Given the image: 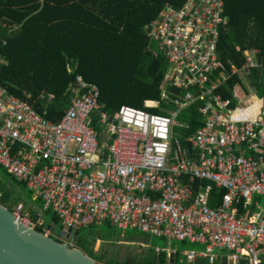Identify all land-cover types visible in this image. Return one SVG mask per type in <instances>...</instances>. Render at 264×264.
<instances>
[{
  "label": "built area",
  "instance_id": "obj_1",
  "mask_svg": "<svg viewBox=\"0 0 264 264\" xmlns=\"http://www.w3.org/2000/svg\"><path fill=\"white\" fill-rule=\"evenodd\" d=\"M224 24L222 0H186L178 8L167 3L144 27L154 54L169 64L160 100L144 105H173L166 114L125 105L109 114L99 85L77 74L69 106L53 122L0 86V167L42 206L35 220L21 207L14 217L36 228L50 211L73 230L109 221L204 247L184 251L182 262L211 264L225 252L229 264H263L264 96L256 107V100L232 90L231 107L219 91L235 75L259 67L260 51L243 50L240 66H225L217 49ZM194 103L201 126L185 145L175 127L188 124L177 116ZM213 188L224 193L211 207ZM45 233L53 235L51 228Z\"/></svg>",
  "mask_w": 264,
  "mask_h": 264
},
{
  "label": "trees",
  "instance_id": "obj_2",
  "mask_svg": "<svg viewBox=\"0 0 264 264\" xmlns=\"http://www.w3.org/2000/svg\"><path fill=\"white\" fill-rule=\"evenodd\" d=\"M186 0H0V86L7 92L25 98L41 112L46 105V117L61 121L70 102V90L75 75L81 73L86 80L100 87V102L104 110L113 114L121 106H131L155 114H166L163 109L173 108L162 102L160 107H147L146 100H160L161 84L169 67L164 56L148 51L149 38L144 26L158 18L169 3L175 8ZM225 24L220 27L217 49L222 63L228 68L240 66L242 51L258 49L261 65L250 70L251 83L260 96L264 95V0H222ZM19 26L8 34L3 25ZM2 40L5 43H2ZM237 47L241 51H237ZM75 73L67 65L75 66ZM241 82L238 75L219 88L223 98L236 105L232 89ZM55 94L52 101L40 99L39 93ZM24 91L30 96L25 97ZM168 106V107H167ZM198 103L182 110L177 121L188 127L176 126L181 131L183 143L201 126ZM0 179V203L13 211V206L33 201L25 185L7 173ZM224 189L213 188L210 206L218 204ZM30 218L34 211L27 208ZM48 212V211H47ZM55 223L61 221L52 214ZM109 227H114L109 221ZM47 225L36 227L45 232ZM131 229H126V231ZM121 228L117 234L121 235ZM141 233V232H140ZM183 243H188L183 241ZM75 246L99 260L92 248L79 234ZM181 254H175V264ZM101 264H169L168 255L160 251L152 257L137 262L112 261ZM195 264H208L197 259ZM264 264V262H263Z\"/></svg>",
  "mask_w": 264,
  "mask_h": 264
},
{
  "label": "water",
  "instance_id": "obj_3",
  "mask_svg": "<svg viewBox=\"0 0 264 264\" xmlns=\"http://www.w3.org/2000/svg\"><path fill=\"white\" fill-rule=\"evenodd\" d=\"M79 229L62 225L56 236L23 224L0 203V264H101L76 243ZM175 264V255H169Z\"/></svg>",
  "mask_w": 264,
  "mask_h": 264
},
{
  "label": "rangeland",
  "instance_id": "obj_4",
  "mask_svg": "<svg viewBox=\"0 0 264 264\" xmlns=\"http://www.w3.org/2000/svg\"><path fill=\"white\" fill-rule=\"evenodd\" d=\"M151 49L155 51L156 45L152 44ZM245 82V84L249 86L247 79ZM237 91L241 94L239 87ZM179 134H181V131L175 129L176 138H178ZM0 173L4 175L2 168H0ZM17 207H21L22 213H29L26 202L25 204L21 203L14 205L13 209ZM49 215L51 216L50 211L46 213V216L44 213V218H42L43 221L46 217V220H49ZM61 227L59 223H55V225L52 226L53 236L59 234ZM117 228V226L109 227L104 223L98 225L91 224L81 227L79 229V234L87 239L93 254L99 255L100 258L98 261L102 263L112 262L114 260L124 263H133L146 257H152L158 250L166 251V249L170 248L171 250L182 253L192 248L188 243H183L181 241H172L169 243L164 238L140 233L135 230L122 231V234L119 235L116 233Z\"/></svg>",
  "mask_w": 264,
  "mask_h": 264
},
{
  "label": "crops",
  "instance_id": "obj_5",
  "mask_svg": "<svg viewBox=\"0 0 264 264\" xmlns=\"http://www.w3.org/2000/svg\"><path fill=\"white\" fill-rule=\"evenodd\" d=\"M3 27H5L6 29H7V33L8 34H10V33H12V32H14L15 30H17L18 28H19V26H16V25H3ZM144 27H146V26H144ZM2 43L4 44L5 43V41L4 40H2ZM153 43L149 40V47L147 48V50L148 51H150V52H152L153 54H154V51L151 49V45H152ZM157 56V55H156ZM2 63H5V61L0 57V64H2ZM76 67H77V65L75 64V66H70V65H67V70H68V72L69 73H71V74H73V73H75V71H76ZM79 74H81V73H79ZM77 75V74H76ZM76 75H75V79H76ZM82 75V74H81ZM83 76V75H82ZM239 76V75H238ZM84 77V76H83ZM85 78V77H84ZM239 78H240V80H241V82H238L235 86H234V89H232V90H234V92L236 93V95H237V97L238 98H244V97H248V99H250V101H255L256 100V103H255V106L257 107H259V105H260V101L259 100H261L262 99V97L264 96H260L259 94H258V91H257V89L255 88V86L251 83V78H250V75H248V76H243V77H240L239 76ZM75 79H74V81H73V83L75 82ZM246 79H247V82L249 83V86L248 85H246L245 83V81H246ZM73 83H72V85H73ZM2 87V86H1ZM240 88V90H241V94L240 93H238V91H237V88ZM4 88V87H3ZM5 89V88H4ZM7 91V90H6ZM254 91V92H253ZM24 94H25V97L26 98H28L29 96H30V93L29 92H26V91H24L23 92ZM42 93H44V94H48V93H52V92H48V91H45V90H42L40 93H39V98L40 99H45L46 100V102L48 101H52L54 98H55V94H54V98L53 99H51V100H47V98L46 97H41L40 95L42 94ZM12 94V93H11ZM14 95V94H13ZM16 96V95H15ZM17 97H19V96H17ZM22 99H25V98H22ZM252 99V100H251ZM254 99V100H253ZM147 102H153L152 100H146ZM30 103V102H29ZM30 105H31V103H30ZM35 109V108H34ZM36 110V109H35ZM67 110V109H66ZM65 110V111H66ZM37 111V110H36ZM38 112V111H37ZM43 112H45V116H46V105L44 106V108H43V110L41 111V112H38V113H40V114H42ZM65 114V113H64ZM64 116V115H63ZM47 118V117H46ZM63 118V117H62ZM62 120V119H61ZM52 121V120H51ZM54 122V121H53ZM60 122V121H59ZM187 145V144H186ZM1 168V167H0ZM3 169V168H2ZM3 172H4V175L2 174V173H0V179H2L3 180V182H4V177H6L5 176V174H6V172L3 170ZM34 201V200H33ZM25 202H26V204H27V206H28V208H29V210H31V211H34V212H38V211H40L41 210V203L39 202V204H40V208L38 207V204H36V203H34V202H31V201H28V200H25ZM36 202V201H35ZM28 212H30V211H28ZM46 213L47 212H45V216H46ZM43 216H44V214H43ZM42 218H44V217H42ZM47 218V217H46ZM46 218L44 219V225H47L48 227H51V229H52V226L53 225H55V222H54V220H53V217H52V215L50 216L49 215V220H46ZM105 223V222H104ZM111 223V222H110ZM112 224V223H111ZM113 225V224H112ZM113 226H115V225H113ZM124 230V229H123ZM124 231H126V229L124 230ZM188 244L192 247L190 250H196V251H199V250H202L204 247L202 246V245H200V244H195V243H190V242H188ZM187 244V245H188ZM168 249H170V248H168ZM168 249H166V251L165 252H167V255H168V262H169V255L170 254H174V253H171L170 251H168ZM171 250V249H170ZM160 251H163V250H158L157 251V253L156 254H158ZM186 251V250H185ZM184 252V251H183ZM182 252V253H183ZM176 253H177V251H176ZM182 253H180L181 254V257H182ZM175 255V254H174ZM225 252H219L218 253V258L213 262V263H211V264H229L227 261H226V259H225ZM181 257H180V259H181ZM199 259V258H198ZM197 260V259H196ZM196 260L195 261H180L181 263H183V264H195L196 263ZM206 260V259H205ZM207 261V260H206ZM208 262V261H207ZM208 264H210L209 262H208ZM239 264H246V262L244 261V260H241L240 261V263Z\"/></svg>",
  "mask_w": 264,
  "mask_h": 264
},
{
  "label": "clouds",
  "instance_id": "obj_6",
  "mask_svg": "<svg viewBox=\"0 0 264 264\" xmlns=\"http://www.w3.org/2000/svg\"><path fill=\"white\" fill-rule=\"evenodd\" d=\"M244 111H246V110H244ZM245 117H244V112L242 111L241 112V116L239 117V119H244Z\"/></svg>",
  "mask_w": 264,
  "mask_h": 264
},
{
  "label": "bare ground",
  "instance_id": "obj_7",
  "mask_svg": "<svg viewBox=\"0 0 264 264\" xmlns=\"http://www.w3.org/2000/svg\"><path fill=\"white\" fill-rule=\"evenodd\" d=\"M147 103H148V105H151L152 102L149 101V102H147Z\"/></svg>",
  "mask_w": 264,
  "mask_h": 264
}]
</instances>
